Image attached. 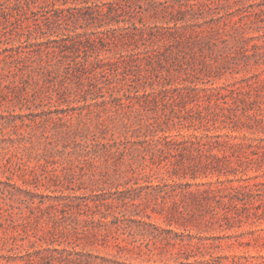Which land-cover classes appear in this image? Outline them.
<instances>
[{"label":"rangeland","instance_id":"rangeland-1","mask_svg":"<svg viewBox=\"0 0 264 264\" xmlns=\"http://www.w3.org/2000/svg\"><path fill=\"white\" fill-rule=\"evenodd\" d=\"M127 2L130 7L120 16L126 24L121 21L118 29L109 32L115 40L105 46L90 43L97 28L82 18H74L70 24L52 23L59 38L66 33L85 42L80 51L67 52L71 57L65 62L75 57L91 65L97 57L128 59L134 52L130 68L146 81L159 74L170 83L168 87H179L176 92L182 112L186 113L184 106L202 103V113L211 112L221 122L183 118L182 124L163 125L164 131L138 129L121 123L123 116L124 121L137 117L138 104L121 107L106 88L103 92L89 90L76 78L61 81L63 69H57L54 76L34 73L26 89L20 91L19 83L11 85L15 93L4 82L19 76L1 80L0 117L16 121V129L24 137L14 144L5 141L17 134L12 122L4 125L0 119V127H4L0 129V187L11 190L0 191V264H201L199 260L212 257L218 264H264V215L234 213L209 222V214L195 210L191 213L196 219L185 223L171 219L163 205L146 197L140 201L150 216L124 208L107 210L95 203L98 193L108 195L150 184L145 181L148 173L152 183L175 179L189 182L191 189L215 186L218 175L227 185L258 182L257 197L264 199V119L254 121L264 117V0ZM26 39L12 36L0 47L19 45ZM111 85L115 94L126 97L125 80L113 79ZM58 87L66 88L62 97ZM33 88L36 98L25 105L18 102L16 93L33 97ZM102 94L108 100L105 103ZM210 94L211 100L206 98ZM192 114L198 116V110ZM233 118L245 124H230ZM31 119L39 123L33 126L32 120L27 125ZM67 131L83 134L77 136L80 142L98 152L66 138ZM206 133L211 141H220L212 148L207 146L206 155L189 143L180 144L181 149L191 146L189 149H173L161 138L168 135L167 140L184 141ZM212 153L228 159L220 165L221 174L204 172L197 160L213 159L207 155ZM152 157L193 159L196 177L152 175L149 166L134 172L128 165L130 159L139 164ZM114 159H122L118 173L111 164ZM8 177L15 185L6 183ZM171 203L169 199L166 207ZM154 233L167 240L152 241Z\"/></svg>","mask_w":264,"mask_h":264},{"label":"trees","instance_id":"trees-1","mask_svg":"<svg viewBox=\"0 0 264 264\" xmlns=\"http://www.w3.org/2000/svg\"><path fill=\"white\" fill-rule=\"evenodd\" d=\"M69 2L76 4L69 6L67 5ZM129 7L127 0H109L102 3L98 0H0V44L9 43L12 36H18L19 39L24 36L27 38L19 45L0 47V82L6 78L19 76V79L10 80L9 83L4 82V86L10 88L12 87L11 85L19 83L21 85L17 86L21 91V89H26L31 85L34 73L54 76L57 69H63L61 81H65L67 78L70 80L76 78L78 83L87 85L89 90L103 92V89L106 88L110 96L121 107L134 108L138 104L139 113L137 117L133 119L128 117L129 120L124 121L125 117L123 116L121 123L127 126H139L138 129L144 127L156 132L164 131L163 125L182 124L183 118L199 117L203 121L213 124L221 122L211 112L202 113V103H196L189 108L184 106L186 113L182 112L183 109L180 107L182 106L180 105L181 100H179L176 92L179 87H168L167 84L170 83L162 80V75L159 74H156L152 80L146 81L144 75L130 68L136 56L134 52L130 53L128 59L125 56H119L112 60L97 57L91 65H85V63L80 59H75V57L69 58V62H65L68 57H71L67 55V52L80 51L86 45L84 44L85 42L76 40L73 36L66 35V33L59 38V33L53 29L52 23L70 24L74 18H82L88 26L93 25L97 28L96 31L92 32L95 36L90 40V43L94 46L98 43L105 46L106 43L114 42L115 40L109 32L118 29L121 21L126 24V20L121 19L120 16L126 13ZM192 8H194L193 3L190 4V9ZM74 10L77 11L74 12ZM116 23L118 26H114ZM142 24L145 25L144 22ZM133 26L135 29H139L136 23H133ZM103 27H106V29H102ZM120 70L125 74L121 76L122 72ZM113 79L126 81V97L123 98L115 94V87L111 85ZM35 89L33 88V97H27L20 91L16 93L15 96L18 102L25 105L29 100L36 98ZM203 89L205 92L208 91L205 88ZM14 90L12 87L9 92L15 93L16 91ZM56 91L62 97L63 93L66 92V88L58 87ZM218 93L223 97L227 96L221 91H218ZM102 95L104 96L102 102L105 103L108 100L105 94ZM188 96L190 97V95ZM206 96L207 99H212V94ZM167 107H170V111H167ZM195 110H198V116L192 114ZM0 119H4V125H9L12 122L14 132L17 134V137H5V141L9 140L14 144L17 139L24 137L16 129V121L1 117ZM62 119L60 118V120ZM249 119L251 121L252 118L249 117ZM263 119L264 117L255 118L254 121L261 122ZM32 120L34 122L33 126L39 123V121L31 119L26 124L32 125ZM229 123L235 126L245 124L244 121L237 118H233ZM3 128L0 127L1 130ZM66 133V138H71L75 143L83 145L89 151L98 152L97 148L89 143H81L77 137L80 133L77 131H67ZM97 137L95 134L94 138L96 139ZM211 137L209 133H206L202 136L195 135L193 138L191 137L192 139L181 141L177 139L167 140L169 138L168 135H161V138L166 140V144L173 149H189L191 146H186L183 149L180 146L182 143H189L194 145L200 154L205 155L204 150L207 151V146L212 148L213 144H219L220 142L211 141ZM161 151L163 152L164 150L161 149ZM207 155L213 159H197L198 162L202 163L204 172L208 170L218 172V174L224 172L221 170L220 165L226 164L227 162L225 161L228 159H223V156L220 157L216 153ZM130 160L131 162L128 165L134 172L149 166L153 170L152 175L165 174L173 176L182 174V176L186 177L190 174L192 177H196L197 169H195V166H197V163L193 159H155V157H152V159H141L139 164H136L137 159ZM121 161L122 159H114L113 163H111L115 173H118ZM10 170L14 172L13 169L10 168ZM105 174L107 173L104 172L103 176ZM147 175L145 181L151 182L150 184L141 185L137 188L128 187L114 192L110 191L111 194L108 195L107 192L98 193L100 196L98 197L99 201H95L96 205H103L107 210L124 208L136 213L145 212L150 216L143 201H140L141 197H146L152 199L157 205H163L171 219H176L177 221L180 219L185 223L196 219L193 218L191 213V211L195 212V210L209 214V222L214 219L219 220L220 217H228L229 214L234 213L239 215L246 213L248 216L254 215L257 218H262L264 215V199L257 197L259 195L258 182L251 183L246 180L237 185H227L218 175V182L215 186L210 184L211 186L208 188L191 189L189 182L175 179L171 182L167 180L155 184L152 183L149 177L151 175L149 173ZM11 178L8 177L6 183L15 185L10 182ZM104 178L107 180L108 177ZM27 181L24 180L23 182ZM146 188L150 189L145 191ZM0 191L5 194L9 191L11 192L6 186L0 187ZM169 199H172V205L166 207ZM115 218L120 219V215H115ZM164 239L167 240V237L154 233L151 240L157 242ZM198 262L201 264H218V259L216 257L204 258Z\"/></svg>","mask_w":264,"mask_h":264}]
</instances>
